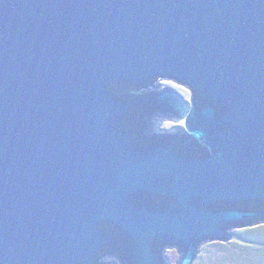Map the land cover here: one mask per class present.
Masks as SVG:
<instances>
[{
  "label": "water",
  "instance_id": "95a60500",
  "mask_svg": "<svg viewBox=\"0 0 264 264\" xmlns=\"http://www.w3.org/2000/svg\"><path fill=\"white\" fill-rule=\"evenodd\" d=\"M262 224L264 0H0V264H194Z\"/></svg>",
  "mask_w": 264,
  "mask_h": 264
},
{
  "label": "rangeland",
  "instance_id": "374dc122",
  "mask_svg": "<svg viewBox=\"0 0 264 264\" xmlns=\"http://www.w3.org/2000/svg\"><path fill=\"white\" fill-rule=\"evenodd\" d=\"M161 87H170L181 94L187 101L190 92L185 87L170 81H161ZM182 122H165L161 128L170 129ZM232 241L227 243L206 244L194 264H264V224L251 228L235 230ZM170 264L178 261L176 250L166 253Z\"/></svg>",
  "mask_w": 264,
  "mask_h": 264
},
{
  "label": "flooded vegetation",
  "instance_id": "af4514ba",
  "mask_svg": "<svg viewBox=\"0 0 264 264\" xmlns=\"http://www.w3.org/2000/svg\"><path fill=\"white\" fill-rule=\"evenodd\" d=\"M157 125H158V130L160 132H172L173 130H178L184 127V120H167V119H156ZM165 122H173V123H178V122H182L183 125H174L172 128L170 129H165V128H161L163 123Z\"/></svg>",
  "mask_w": 264,
  "mask_h": 264
}]
</instances>
